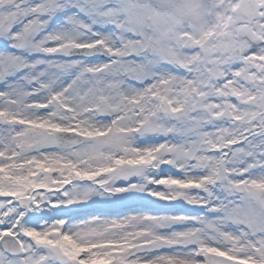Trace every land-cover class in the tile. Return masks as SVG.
I'll return each mask as SVG.
<instances>
[{"label": "snow or ice", "instance_id": "1", "mask_svg": "<svg viewBox=\"0 0 264 264\" xmlns=\"http://www.w3.org/2000/svg\"><path fill=\"white\" fill-rule=\"evenodd\" d=\"M0 264H264V0H0Z\"/></svg>", "mask_w": 264, "mask_h": 264}]
</instances>
